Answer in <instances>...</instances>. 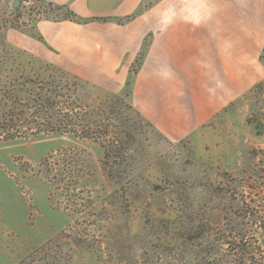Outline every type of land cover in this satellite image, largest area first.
I'll use <instances>...</instances> for the list:
<instances>
[{
    "label": "rangeland",
    "instance_id": "rangeland-1",
    "mask_svg": "<svg viewBox=\"0 0 264 264\" xmlns=\"http://www.w3.org/2000/svg\"><path fill=\"white\" fill-rule=\"evenodd\" d=\"M120 1L90 0L95 15L86 19L121 22L126 16H112ZM50 5L0 0V67L40 59L119 92L125 82L118 88L109 74L89 67V79L74 71L81 65L28 50L29 41L40 44L32 50L50 49L34 37L39 21L63 22ZM187 50V58L167 56L169 68L158 72L173 78L174 113L147 115L132 96L145 120L126 100L115 102L117 114L105 107L101 138L29 136L25 120L21 136L0 133V264H264V96L253 89L264 80L262 46ZM12 76L0 68L1 78ZM212 97L221 104L208 111ZM120 123L129 133L119 134ZM104 137L114 145H102Z\"/></svg>",
    "mask_w": 264,
    "mask_h": 264
},
{
    "label": "crops",
    "instance_id": "crops-1",
    "mask_svg": "<svg viewBox=\"0 0 264 264\" xmlns=\"http://www.w3.org/2000/svg\"><path fill=\"white\" fill-rule=\"evenodd\" d=\"M45 1L54 5H68L83 18L95 15L90 0ZM142 2L121 0L112 9V16L132 15ZM244 7L249 9L245 14ZM36 29L50 49L41 45L42 52L32 50V44L39 43L29 41L28 50L46 58L51 57V62L64 67L81 65L74 71L89 79L95 78L89 74V67L96 72L109 74L118 88L124 84L131 63L144 39L151 33V43L134 82L133 97L140 111L147 112V115L158 112V119L161 115L180 110L178 98L170 88L173 78L158 73L169 68L166 57L182 52V56L187 58L193 54V50L189 53L187 49L195 47L206 48L211 54L216 52L215 49L227 47L241 49L255 45L263 48L264 0H155L153 8L144 9L123 24L100 20L86 24L39 21ZM153 61L155 72H149ZM220 104L212 97L207 110H216ZM157 119L152 118L156 125ZM185 122L193 127L197 120L191 117Z\"/></svg>",
    "mask_w": 264,
    "mask_h": 264
},
{
    "label": "trees",
    "instance_id": "trees-1",
    "mask_svg": "<svg viewBox=\"0 0 264 264\" xmlns=\"http://www.w3.org/2000/svg\"><path fill=\"white\" fill-rule=\"evenodd\" d=\"M50 6L54 7L56 12L63 14L57 21H70L77 24H86L92 21V19L80 17L68 5L51 4ZM141 12L140 9L136 14L126 16L118 23H126ZM34 37L43 42L38 33ZM148 46L146 38L129 68L124 87L119 92H109L90 85L79 76L54 64L41 62L40 59H36V63L27 61V64L17 62L15 65L11 64L10 67L1 66L3 72L7 70L10 73L14 72V76L11 78L0 77V123L2 122L7 127L1 128L0 133H3L7 139L21 136L22 131L17 124L25 120V126L32 130L29 136H37L41 133L57 134L67 130L85 138L91 136L98 138V135L101 138L102 135L109 132L108 126L102 123L105 107L107 116H113L118 113L114 104L124 100L127 102V108L133 111L138 119L145 120L131 101L134 80L142 66ZM260 60L264 64V46ZM87 88L95 90L97 95L92 97L91 93L84 90ZM253 89L262 90L264 96V80ZM7 122H10V126L6 125ZM148 125L152 124L148 123ZM77 127L80 129L79 131L76 130ZM120 128L123 131L119 134L129 133L127 127L122 123H120ZM120 137V135L114 136L116 140ZM114 143V140L109 141L105 138L102 145L111 147ZM105 156L108 157L109 153L106 152Z\"/></svg>",
    "mask_w": 264,
    "mask_h": 264
},
{
    "label": "water",
    "instance_id": "water-1",
    "mask_svg": "<svg viewBox=\"0 0 264 264\" xmlns=\"http://www.w3.org/2000/svg\"><path fill=\"white\" fill-rule=\"evenodd\" d=\"M17 6V1L14 3V7H16Z\"/></svg>",
    "mask_w": 264,
    "mask_h": 264
}]
</instances>
